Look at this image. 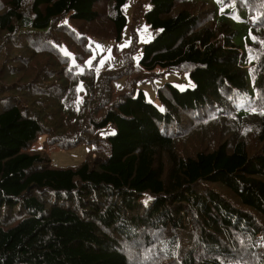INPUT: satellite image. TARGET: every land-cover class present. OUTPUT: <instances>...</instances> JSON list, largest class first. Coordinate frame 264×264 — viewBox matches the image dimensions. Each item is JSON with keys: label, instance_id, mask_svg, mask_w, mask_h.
I'll return each instance as SVG.
<instances>
[{"label": "trees", "instance_id": "1", "mask_svg": "<svg viewBox=\"0 0 264 264\" xmlns=\"http://www.w3.org/2000/svg\"><path fill=\"white\" fill-rule=\"evenodd\" d=\"M128 1L155 34L95 72ZM213 1L0 0V264H264V0ZM172 69L194 87L136 92Z\"/></svg>", "mask_w": 264, "mask_h": 264}, {"label": "rangeland", "instance_id": "2", "mask_svg": "<svg viewBox=\"0 0 264 264\" xmlns=\"http://www.w3.org/2000/svg\"><path fill=\"white\" fill-rule=\"evenodd\" d=\"M212 4H215L213 0H207ZM218 6V10L223 6ZM124 11L128 17V25L122 32L121 39L118 42H115L110 39H102L94 36H89L88 40L92 47L91 54L87 57L85 61L86 65H89L88 61H92L93 59L97 60V66L99 70L95 72H99L100 70L106 69H115L122 65V57L120 54V49L124 48L122 45H129L131 42V33H133V29L137 33L138 42L140 45L149 41L153 35L155 34L154 30L151 29L145 22L143 17H137L136 19L133 17V2L128 1L124 6ZM134 21L133 29H130L131 23ZM63 23H67L66 17L62 19ZM68 24V23H67ZM73 28H75L71 23H69ZM97 45L102 46V49H98ZM117 45L118 51H112V47ZM126 47V46H125ZM66 50L65 48H63ZM110 50V51H109ZM68 52V51H67ZM69 53V52H68ZM134 59L137 61L141 56V50L138 49L134 53ZM107 57V59H105ZM6 59L0 55V83H2L3 87L8 90L5 86L13 88L15 83H18L20 80L19 76H15L14 74H8L7 69L8 65L13 61H5ZM101 61H103V65L101 66ZM160 71L161 69H156ZM126 83L125 77L116 78L113 80V86L115 88H119ZM165 83H171L175 85L179 89L193 88L194 82L190 78L188 71H178V70H167L163 74L148 80L140 82L136 85V92L139 89H142L145 97L148 101L152 102L156 106L160 107L159 101L156 98V88L162 86ZM12 85V86H11ZM108 132L111 133L114 131V128L108 126ZM105 134V131H104ZM44 135H40L38 139L32 145V149H43V140ZM48 157L50 159V163L54 166L65 167V166H73L82 162L88 152L89 145L86 143H81L74 147L67 148H59L58 146L50 145L47 147Z\"/></svg>", "mask_w": 264, "mask_h": 264}, {"label": "snow or ice", "instance_id": "3", "mask_svg": "<svg viewBox=\"0 0 264 264\" xmlns=\"http://www.w3.org/2000/svg\"><path fill=\"white\" fill-rule=\"evenodd\" d=\"M223 2V0H218V3H222ZM125 46H127V45H122V47H125ZM97 48L98 49H102V46H100V45H97ZM62 51H63V53H64V55H70V53H68L67 52V50H64V49H62ZM110 51V50H109ZM105 59H107V57L105 58ZM73 63H74V61H73ZM88 63H89V65L91 64V61H88ZM103 65V61H101V66ZM261 114H264V113H261Z\"/></svg>", "mask_w": 264, "mask_h": 264}, {"label": "built area", "instance_id": "4", "mask_svg": "<svg viewBox=\"0 0 264 264\" xmlns=\"http://www.w3.org/2000/svg\"><path fill=\"white\" fill-rule=\"evenodd\" d=\"M94 70H99L97 65L94 66Z\"/></svg>", "mask_w": 264, "mask_h": 264}]
</instances>
